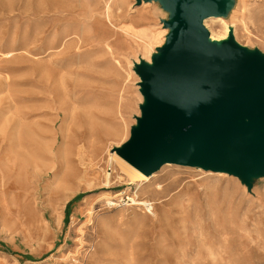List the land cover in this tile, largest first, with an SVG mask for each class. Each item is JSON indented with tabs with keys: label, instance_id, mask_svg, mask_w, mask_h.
Listing matches in <instances>:
<instances>
[{
	"label": "rangeland",
	"instance_id": "374dc122",
	"mask_svg": "<svg viewBox=\"0 0 264 264\" xmlns=\"http://www.w3.org/2000/svg\"><path fill=\"white\" fill-rule=\"evenodd\" d=\"M166 17L153 1L0 0V264H264V177L248 192L165 163L135 187L109 157ZM203 23L264 52V0Z\"/></svg>",
	"mask_w": 264,
	"mask_h": 264
},
{
	"label": "water",
	"instance_id": "95a60500",
	"mask_svg": "<svg viewBox=\"0 0 264 264\" xmlns=\"http://www.w3.org/2000/svg\"><path fill=\"white\" fill-rule=\"evenodd\" d=\"M156 2L167 29L150 61L139 58L142 101L128 138L113 151L145 175L165 163L235 176L251 191L264 177V52L232 27L211 39L203 21L227 17L235 0Z\"/></svg>",
	"mask_w": 264,
	"mask_h": 264
},
{
	"label": "bare ground",
	"instance_id": "6f19581e",
	"mask_svg": "<svg viewBox=\"0 0 264 264\" xmlns=\"http://www.w3.org/2000/svg\"><path fill=\"white\" fill-rule=\"evenodd\" d=\"M143 3L144 4H148V2H143ZM149 3H151V2H149ZM209 18L222 19V17H209ZM206 19H208V18H206ZM230 27H232V26L224 24V26H223V30L224 31L223 32H214V31L210 30V33H209L210 38L211 39H222V38L226 37ZM163 31H164L163 32V40H164V36L167 33V29L163 28ZM233 33H234V29H233ZM128 34L131 35V36H136V33H134V32H128ZM137 36H139V34ZM234 36H235V33H234ZM151 37L149 36L148 38L150 39ZM149 39H147L145 42H149ZM109 157H110V159L115 158L116 161H118L120 163V165L122 166V168L125 171V173L131 179V182L134 183L135 187H139V185L144 184L146 182H149L155 175L154 173H152L150 175H145V174L141 173L139 170H137L136 168H134L133 166L128 164L126 161H124L122 158H120L114 151H111L109 153ZM217 173H221V172H217ZM156 189H160V186L157 187ZM124 193H125L124 191H118V192H115L113 194H106V195L103 194L102 196H100L99 199H109V198L110 199H114V198H118L119 196H121ZM134 196L136 198L135 194H134ZM131 201L135 205H141V206L145 207L146 209L148 208L149 210H151L152 202L147 200V199H139L138 200L137 198L136 199L132 198Z\"/></svg>",
	"mask_w": 264,
	"mask_h": 264
}]
</instances>
